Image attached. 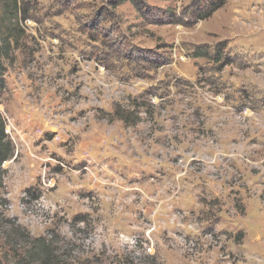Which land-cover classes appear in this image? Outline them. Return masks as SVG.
<instances>
[{
  "label": "rangeland",
  "instance_id": "obj_1",
  "mask_svg": "<svg viewBox=\"0 0 264 264\" xmlns=\"http://www.w3.org/2000/svg\"><path fill=\"white\" fill-rule=\"evenodd\" d=\"M0 0V264H264V0Z\"/></svg>",
  "mask_w": 264,
  "mask_h": 264
},
{
  "label": "trees",
  "instance_id": "obj_2",
  "mask_svg": "<svg viewBox=\"0 0 264 264\" xmlns=\"http://www.w3.org/2000/svg\"><path fill=\"white\" fill-rule=\"evenodd\" d=\"M167 1V0H160ZM207 0H193L195 5L204 4ZM229 0H208L207 5L203 9H195L194 17L196 20H208L217 11L221 10ZM115 6L118 4H123L124 2H130L136 11L142 13V11L147 7V0H116ZM14 148L12 143L9 141L8 136L5 133V122L0 114V189L3 188V179L6 171L3 169V164L10 161L14 157ZM43 262L42 264H79L76 258L71 261H62L60 257H57L54 251L48 249L43 250ZM57 254V253H56ZM109 264H161L156 256H147L145 261H141L138 258H115L110 261Z\"/></svg>",
  "mask_w": 264,
  "mask_h": 264
}]
</instances>
